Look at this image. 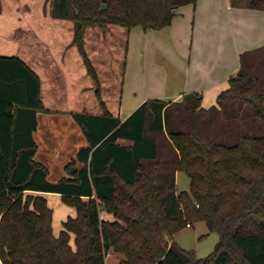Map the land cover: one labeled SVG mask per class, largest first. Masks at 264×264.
I'll list each match as a JSON object with an SVG mask.
<instances>
[{
	"label": "trees",
	"instance_id": "16d2710c",
	"mask_svg": "<svg viewBox=\"0 0 264 264\" xmlns=\"http://www.w3.org/2000/svg\"><path fill=\"white\" fill-rule=\"evenodd\" d=\"M196 2L53 0V18L75 23L73 45L104 112L73 114L88 145L67 166L70 178L57 183L34 160L37 115L46 111L41 79L20 57L0 54L3 264H107L111 250L123 256L121 264H264V46L241 54L215 105L205 108L200 93L149 99L124 121L107 110L85 48L90 27L161 30L178 8ZM247 5L264 11V0ZM180 171L191 180L189 192L178 193ZM31 192L62 194L76 209L58 236L48 200ZM103 211L114 220L101 219ZM200 221L219 235L209 256L168 244L167 236Z\"/></svg>",
	"mask_w": 264,
	"mask_h": 264
},
{
	"label": "crops",
	"instance_id": "0c3cea01",
	"mask_svg": "<svg viewBox=\"0 0 264 264\" xmlns=\"http://www.w3.org/2000/svg\"><path fill=\"white\" fill-rule=\"evenodd\" d=\"M50 14L52 16V10ZM44 19L50 26L53 24V27H56L57 23L63 25L64 32L69 33L67 46L71 48L70 43H73L75 31L73 32L72 27L67 23L69 20L56 21L57 19L54 18L51 22L48 17ZM123 28L127 58H125L121 94L115 110H110L104 102L107 110L123 121L149 99L175 102L182 100L186 94L200 93L203 95L205 108L215 105L218 96L228 89L229 80L239 71L241 54L264 46V11L249 8L247 0H197L195 4L178 8L171 25L161 30ZM13 56L23 59L38 75L39 72L44 75L42 78L40 75L39 77L41 100L46 111L39 112L37 115L38 127L34 133V139L38 150L34 160L48 169V179L52 183L59 182L63 177L70 178L65 170L66 165L76 157L82 147L88 145L83 129L73 117V114L78 112L69 111L68 108L64 110L54 106L50 108L46 105L47 95H44L42 82L44 81L45 86L47 79L54 80L47 61L42 60L40 64L22 58L20 55ZM72 56L76 55L73 54L70 58ZM60 64L58 69L60 76L63 78L69 76L71 67L65 64L64 59ZM167 66L175 70L172 77L171 72L167 71ZM171 79L174 84L178 81L181 89L170 88L168 84ZM49 84L50 87L47 88L49 94L53 91L54 94L63 93L66 99L73 98L74 94L68 88L57 90L59 87L54 81ZM91 88V86H82L78 94H82L81 97L84 98V94ZM50 97L55 100L54 95ZM47 100L49 102V98ZM84 102L88 108L83 111L85 113L80 114L102 115L104 113L99 101V105L95 101L85 100ZM57 120H67L70 126L69 128L62 126L66 133L61 136L50 132L54 130L56 124L59 125ZM51 121L55 124L50 125ZM119 143L129 144L125 140H120ZM79 165L81 166L80 163ZM59 167L61 171L58 173H62L61 176H58L55 181L51 180V174L54 175L53 170ZM31 193L44 196L48 203L50 197L58 200V207L62 211L57 221L60 227L68 217H76V209L62 201V194ZM49 206L52 208L50 203ZM0 264H3L1 259Z\"/></svg>",
	"mask_w": 264,
	"mask_h": 264
},
{
	"label": "rangeland",
	"instance_id": "374dc122",
	"mask_svg": "<svg viewBox=\"0 0 264 264\" xmlns=\"http://www.w3.org/2000/svg\"><path fill=\"white\" fill-rule=\"evenodd\" d=\"M52 5L53 0H0V54L20 55L22 58L40 64L42 60L47 61L51 67L50 71L53 74L54 80L51 79L50 81V79H47L45 86L44 81L42 82L44 95H47L46 105L50 108L54 106L63 110L68 108L69 111L85 113L83 111L88 108V105L85 106V100L87 102L95 101L98 103L97 94L95 93L97 87L93 78L86 72L82 58L76 47L72 42L70 43L71 48L67 46L69 33L64 32L62 29L63 25L57 23L58 25L53 27V24L50 26L47 20L44 19V17H48L51 22L54 20L50 14ZM56 21L67 20L57 19ZM67 23L72 27V31L74 32L75 23L73 21H67ZM124 32L125 29L122 26L110 25L105 30L98 27H90L85 34V48L98 73L103 101L106 102L110 110H115L117 107L123 86L125 58H127L126 40L123 37ZM98 38L100 39L98 40ZM73 54L76 56L70 58ZM63 59L65 64L71 67L69 68V76L67 75L65 78L60 76L61 73L58 70ZM79 65H81L80 68ZM46 69L48 70L47 67ZM167 71L168 73L171 72V77L175 74V70L170 66H167ZM41 74L39 72L41 78L42 76L44 77ZM53 81L59 87L57 90L68 88L74 94L73 98L66 99L63 93L54 94L53 91L52 94H49L47 88L50 87L49 83ZM172 81L173 79L168 84L170 88L173 87L175 89V87H179L181 89L178 81H175L176 84ZM82 86L92 87L84 94V98L81 97L82 94H78ZM53 95L55 100L50 97ZM57 122L59 125L56 124L54 130L50 132L53 135L61 136L66 133L63 127L69 128L70 126L67 120H57ZM51 124L53 125L55 122L51 121ZM73 161H75V158H72L68 162L66 168ZM78 166L80 165L78 164ZM59 171H61V167L53 170L54 175L51 174V180L55 181L58 176H61L62 173H58ZM66 173L68 174L67 170ZM65 178L67 177H63L62 179ZM190 186L191 180L189 176L183 171L178 172V193L182 191L189 192ZM27 195L28 193H25V197ZM49 199V203L54 210L53 230L55 235L58 236L63 227L62 225L60 227L57 222L60 219L59 215L62 214V211L58 207V200L56 198L50 197ZM59 201L61 202V199ZM101 219L114 220V216L103 211L101 212ZM73 239H75V235H72L71 242V245L75 249ZM166 239L169 245L176 242L183 249L194 251L197 258L204 259L214 251L219 242V235L216 232H211L206 223L200 221L194 222L193 226L182 229L172 237L167 236ZM122 259V255L112 250L106 255L107 264H121Z\"/></svg>",
	"mask_w": 264,
	"mask_h": 264
}]
</instances>
